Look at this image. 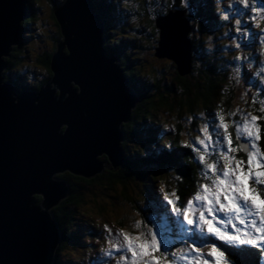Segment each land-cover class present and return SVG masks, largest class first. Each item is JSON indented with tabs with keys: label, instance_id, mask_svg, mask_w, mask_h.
I'll return each mask as SVG.
<instances>
[{
	"label": "water",
	"instance_id": "water-1",
	"mask_svg": "<svg viewBox=\"0 0 264 264\" xmlns=\"http://www.w3.org/2000/svg\"><path fill=\"white\" fill-rule=\"evenodd\" d=\"M29 2L0 0V264L54 263L61 236L51 209L70 192L56 174L92 179L118 170L125 161L122 127L140 102L119 57L107 55L104 22L92 0H65L55 9L63 39L46 84L18 92L4 81ZM156 26L155 55L188 75L193 54L187 10L157 16Z\"/></svg>",
	"mask_w": 264,
	"mask_h": 264
},
{
	"label": "rangeland",
	"instance_id": "rangeland-1",
	"mask_svg": "<svg viewBox=\"0 0 264 264\" xmlns=\"http://www.w3.org/2000/svg\"><path fill=\"white\" fill-rule=\"evenodd\" d=\"M37 1V21L32 26L28 25L29 28L24 31V33H28L25 37L23 36V41L24 39L25 41L20 44L21 47L24 45L22 51L26 53L23 65L16 71V75L10 74L11 81L15 80V82H19V85L22 86L27 84L32 86L37 81L49 76L47 66L45 70V66L39 63V59H41L42 55L52 53L56 49V43L61 39L59 38L61 36V29L53 14V6L55 3V7L58 8L65 0ZM151 1H149L148 5H152L153 14L158 10L159 12L162 11L167 3V0ZM116 3L125 9L124 14L122 12V19L116 22V25H112L111 40L114 42V38L125 35L126 37L123 39L128 44L124 46L126 49L124 52L131 54L129 64L135 71L141 73V75H145L152 68H156L160 70L162 78H167L168 82L170 81V83L175 84L174 80L176 76L174 74L175 69L172 67L173 61L169 58L157 57L155 55L157 40L151 41L147 39L149 36L148 26H144L143 28L136 26L140 25L136 19H133L136 16V1L118 0ZM213 4L216 5V0H213ZM219 8L220 12L227 10L230 13L229 18L225 20L223 29L219 31L217 27H213L203 32L195 31L194 33V37L199 39L203 52L208 53L212 59L220 63V70L225 72L227 75L226 81L231 84L233 92L236 94L231 109L228 112L219 111L221 114H225L222 115L225 116L226 122L241 121L245 114L251 113L261 117L257 121L260 125V122L264 118V111L261 110L264 109V84L260 81V76H264V72L259 71L261 67H264V57H262L261 50V37H264V20H260L259 27L255 26L254 20L250 18L253 15L250 10L243 9V6L239 4H235V7L232 4L230 8L227 0H220ZM160 15L158 14V16ZM236 18H239L241 21V24L238 26L234 23ZM122 25L126 26V28L121 32L116 31ZM237 28H239V31H237ZM249 31L251 32L250 36L244 35ZM209 36L211 37L212 44L210 51L206 47L209 42ZM134 39H137L136 41L139 44V47L136 49L133 48L132 44L134 43L132 42ZM237 44L240 45L239 48L236 47ZM238 53L242 56L240 61L235 59ZM198 60L197 64L201 62ZM249 62L252 64L251 69L247 67ZM237 63H239L241 69L239 83L231 78V68L235 67ZM255 73L259 74L254 75ZM140 81L144 82L143 80ZM165 95L172 98L174 93H165ZM216 111L214 109V113ZM201 112L205 113V115L201 116ZM201 112L198 110L196 112L197 116L185 113L181 118H178L175 112H168L166 109L161 108L156 110L152 117L145 120L146 124H141L139 127L147 126L148 134L157 133V135L163 134L162 136L167 137L170 134L173 135L176 126L180 125L181 136L184 142L191 145L190 148L196 152V155L199 157L197 149H200L204 151L207 162H215L219 157V150L215 149V142L219 140L225 149L227 145H223L222 137L219 135L222 129L218 128V121L214 118V115H207L208 113L205 110ZM229 113L233 115H229ZM230 127H234L236 132L234 124L229 123ZM202 128L208 130V137L213 141V143L207 145L206 150L197 140V138H205L206 134L204 131H201ZM228 130L231 133L230 129ZM140 135L144 138L146 137V132L141 130ZM139 148L140 145L137 141L133 140L129 142V149L133 155ZM146 150L147 152L149 151V149ZM150 150L152 149L150 148ZM248 150L253 149L249 148ZM208 155H210V159H208ZM134 156L136 157V155ZM135 157L131 158L134 162L136 160ZM152 158L155 157L152 156ZM100 159L106 161L105 155H101ZM220 164L222 165V161H220ZM241 168L244 170L242 165ZM106 171H110V169ZM141 171L150 172L146 168L141 169ZM64 174L58 173L56 174V178L62 179L61 177ZM209 174L211 173L209 172ZM173 176L174 173L170 171H167V174L162 179L157 178L153 180L154 177L145 176L131 181L128 183V187L121 183L109 186L106 179L94 183L76 182L79 185V195L82 202L72 206L73 222L70 226L69 237L65 239L64 247L58 256L56 254L55 264H116L115 250H112L114 254L111 257L104 256L102 250L108 247L106 240V237L109 236L108 229H111V234L115 235L116 229L118 227H125L128 224L129 218L132 220L141 219L142 223L148 225L153 233L167 239L168 244L173 245L175 249L179 250L188 242V234L182 233L179 228L172 229L173 227L168 224L169 220L166 219L168 213H170L169 215L174 220L177 219L175 227L182 220V217L177 218L176 214L172 212L173 205H170L165 199V195H167L169 199L176 201V195H173V189H175L174 194H176V188L170 183V179H173ZM72 180L75 179L72 178ZM149 190L152 191V194L146 193ZM127 196L132 197V200H128ZM180 205L178 204L177 206ZM166 220L167 223H165ZM105 225L108 227L105 228ZM129 231L135 232V230L131 229ZM220 245L224 248L228 247L227 245H223V243ZM119 254L126 255V250L121 251ZM204 258L212 260V257L208 256L207 253H205ZM128 260H130V257ZM179 264H184V261L180 260Z\"/></svg>",
	"mask_w": 264,
	"mask_h": 264
},
{
	"label": "trees",
	"instance_id": "trees-1",
	"mask_svg": "<svg viewBox=\"0 0 264 264\" xmlns=\"http://www.w3.org/2000/svg\"><path fill=\"white\" fill-rule=\"evenodd\" d=\"M92 1L94 2V6H96L95 9H98L96 12L101 14L102 20L105 23V46L108 50V54H116L120 58L122 67L125 69V74L130 80L129 84L138 94L140 102L132 111V118H130L127 123L123 124L122 127L124 132L122 147L125 161L118 170H105L102 174L92 179L77 177L68 172L62 175L61 178L68 183L70 192L67 198L51 210L53 219H55L61 233V242L56 252L57 256L64 247L66 237H69L70 226L73 222L72 206L78 205L82 202L81 196L79 195V185H77L78 181L94 183L106 179L109 186L121 183L128 187V183L135 181L138 178L140 179L141 177L151 176L154 177L153 180H156L157 178L162 179L164 178V175L167 174V171H170L174 173L173 179H170V183L176 188L179 195V204L182 205L183 202H185L186 199L196 190L198 184L202 182V180L205 181L204 172L206 170L203 165H201L198 155H196L195 151L190 150V144L184 142L183 137L181 136L180 125L176 126L173 135L170 134L167 137L162 136L163 134L161 135L159 131L158 133L160 135H157V133L148 134L147 126H143L142 128L139 126H141V124H146L147 122H145V120L152 117L156 110L161 108L166 109L168 112H175V115L178 118H181L185 113L197 116L196 112L198 110H200V112L205 110L206 113H208L207 115H213L214 109L215 111L218 109L223 112H228L232 107L233 99L236 95L233 92L231 84L226 81L227 75L220 70V63H217L215 59H212L208 53L203 52L199 39L194 37L195 31L203 32L212 29L213 27H217L219 31L223 29L225 20L220 19L217 6L213 4V0H189L192 9L187 8L186 10L187 17L191 20L189 38H191L192 42V69L187 76H180L177 73L176 66L173 62L172 67L175 69L174 74L176 76L174 80L175 84L170 83V81L168 82L167 78H162L160 76V70L156 68H152L145 75H141V73L135 71L129 64L131 54L124 52L126 50L124 46L128 44V42L123 39L126 36L123 35V37L114 38V42L111 40L112 25H116V22L122 19L125 8H122L121 5L116 3L118 0ZM135 1V19L137 23L140 24L136 26H141V28L148 26L149 36L147 39H150L151 41L157 40L158 44L159 29L156 26V18L158 14L167 13L169 9H174L175 7L180 9L179 0H167L164 9L160 12L158 10L154 14L151 9L152 5H148L149 1L152 2L151 0ZM55 5L56 4L54 3V8ZM36 7H38V1L30 0L28 5V15L21 25L22 32L20 43L14 46L10 56L7 58L8 66L4 72V81L13 83L16 90L19 92L24 89L39 90L42 85L46 84L50 78H52L50 62L52 54L56 50L55 48L52 53L42 55L41 59H39V63H42L45 66V70L47 66L49 73L47 78L45 77L43 80L37 81V83L34 85L32 84V86H29L28 84L24 86L19 85V82H15V80L11 81L12 78H10V74H15L23 65L22 63L26 53L22 51L24 45L21 47L20 44L25 41H23L22 38L24 31L29 28L28 25L30 24L29 26H32L37 21ZM124 28H126V26L124 27V25H122V27L116 31L121 32ZM60 37L61 36H59V38ZM136 40L134 39L132 41L134 42L132 44L135 49L139 47L138 41ZM198 59L201 62L197 64ZM140 80H143L144 82H141ZM165 93H174V96L169 98ZM229 129L231 137L235 143L238 142L234 127H230ZM141 130L146 132V137L143 138V136L140 135ZM133 140L137 141L140 145V148L134 153L136 157L129 149V142ZM259 140L264 152V118L260 122ZM165 144L170 145V147L165 148ZM150 148L152 150H150ZM146 149H149V151L147 152ZM145 153L148 155L145 156ZM239 154L244 156L240 147ZM152 156L155 158H152ZM132 157H135V162L131 160ZM106 159L105 156V160ZM143 168H146L150 172L141 171ZM177 176L179 179H176ZM72 178L75 180H72ZM146 193L152 194V191L149 190ZM127 198L130 201L132 200V197L127 196ZM34 200L36 203H39L40 197L36 195ZM166 219L169 220L168 224L175 228L173 217L168 215L166 216ZM167 220L165 223H167ZM55 261L53 264H55ZM238 264H240V261H238Z\"/></svg>",
	"mask_w": 264,
	"mask_h": 264
},
{
	"label": "clouds",
	"instance_id": "clouds-1",
	"mask_svg": "<svg viewBox=\"0 0 264 264\" xmlns=\"http://www.w3.org/2000/svg\"><path fill=\"white\" fill-rule=\"evenodd\" d=\"M188 2L189 0H179V5L181 8L187 9ZM227 2L230 8L235 3L243 6V9L250 10L253 14L250 18L254 20L257 27L260 26V20H264V0H227ZM216 5L217 11L220 12V0H216ZM228 15L226 12H220V19L227 20ZM234 23L238 26L240 19L236 18ZM208 41L206 47L210 51L212 49L210 36ZM236 47L239 48V45L237 44ZM261 50L262 57H264V37H261ZM235 58L240 61V54L238 53ZM247 67L251 69L252 64L249 62ZM259 71L264 72V67H261ZM240 72L239 63L231 68V78L235 79L237 83H239ZM258 74L255 73L254 75ZM260 81L264 84V76H260ZM56 97L59 98L60 96ZM64 98H67V95ZM12 103H18V99L14 98ZM33 104H39V100H34ZM164 147L169 148L170 145L165 144ZM145 155L148 154L145 153ZM257 155L264 156L258 149L255 150V154L248 153V168L243 170L239 163L233 169L227 154H221L219 159L223 160V168L221 169L223 178L216 175L213 162H207L206 157L201 159L200 162L204 165V169L211 171V174L208 171L204 172V179L208 183L200 182L195 194L188 197V204L183 209L177 207L175 213L182 214L185 219L189 220L195 214L198 220V228L205 235L212 234V237L224 242L223 245H227L229 249L243 245L250 249V254L246 256L248 259L251 260L253 256H258L257 264H264V198L260 195L264 192V188L258 189L256 187L257 184L264 185V163L257 159ZM249 174L255 178L252 186L248 184ZM176 179L179 177L177 176ZM174 193L175 189H173ZM167 197L165 195V199ZM193 200L196 201L195 205L192 203ZM205 212L207 216H205ZM107 227L105 225V228ZM129 229L135 230V232L133 233ZM108 231L107 245L112 248H137L143 252L145 242L150 237L152 242H155L151 228L143 224L139 218L135 220L129 218L128 224L125 227H118L115 235L111 234V229ZM211 245L212 243H204L203 246L205 249H210L207 254L212 257V264H238V261L242 259L241 256L226 254V252L211 247ZM254 249L258 250V253L253 252ZM116 264H138V260L130 258V260L125 261L123 254H121L116 260Z\"/></svg>",
	"mask_w": 264,
	"mask_h": 264
},
{
	"label": "snow or ice",
	"instance_id": "snow-or-ice-1",
	"mask_svg": "<svg viewBox=\"0 0 264 264\" xmlns=\"http://www.w3.org/2000/svg\"><path fill=\"white\" fill-rule=\"evenodd\" d=\"M233 7H235V4H233ZM188 8H191L190 3L188 2ZM226 13L230 15V13L225 10ZM228 15V18H229ZM241 24V21L239 25ZM247 36L251 35V32H247V34H244ZM240 46V45H239ZM236 59V58H235ZM240 59H242V56H240ZM264 111V109H261ZM201 116H204L205 113H200ZM214 118L218 121V128L222 129V132L219 133V135L222 137L223 145H227V148L225 149L221 142L217 140L215 142V149L219 150V157L221 154H227V156L231 160V167L235 169L237 167V163H239L241 167V161L239 159H236L231 155L232 152L236 151V148L232 147V140L230 138L229 133V123L234 124L236 128V134L238 139L241 141L240 147L247 150L248 148H251L253 150L247 151V161H248V153L251 152L252 154H255V150L258 149V146L256 143L249 144L248 141H259L260 139V125L257 123L258 120L261 119V117H258L256 115H253L251 113H247L242 117L241 121H225V116L221 114L219 110H217L214 114ZM229 115H233L232 113H229ZM201 131L205 132V138L199 139L198 143L202 146H204V149H207V145L209 143H213V141L208 137V130L206 128H202ZM187 143V142H185ZM235 149V151H232ZM199 153V161L205 157L204 151H201L200 149H197ZM264 154V152H260ZM218 159L213 162L215 164V170L216 175L221 176L223 178V173L221 169L223 168V160ZM259 155H257V159L259 160ZM220 161H222V165L220 164ZM201 163V162H200ZM248 164V163H247ZM201 165H203L201 163ZM219 165V166H218ZM204 167V165H203ZM206 171L210 172V170L205 169ZM234 179V177H233ZM255 178L249 174L248 184L249 186H252V183H250V180H254ZM261 185V184H258ZM196 190L190 195H194ZM175 195V194H173ZM262 198H264V192L260 193ZM170 205H173L172 212L175 213V209L178 207L180 209H183L186 204H188V198L185 202H183L182 205L177 206L179 204V198L177 197L176 201H173L167 197L166 199ZM192 203L195 205L196 201L193 200ZM176 214V213H175ZM177 218L182 217V220L179 221L177 227L182 233H187V241L179 250L175 249L173 245L168 244L167 239L161 238L158 234L153 233L154 237V243L152 242V238L150 237L145 242V248L143 252H140L137 248H112L107 247L102 250L103 255L106 257L113 256V251L115 250L116 259H118L121 255L119 254L121 251L126 250V255H123V258L125 261H128L129 257L134 258L138 260V264H179L180 260L184 261V264H197V261H199V264H212V260L205 259V253L210 251V249H205L204 240L202 238H207L208 236H212V234L205 235L203 231H200L198 228V220L197 216L194 214L192 215L191 219H185L182 214H176ZM205 216H207V213L205 212ZM215 223V222H214ZM231 231V229H229ZM222 242V241H221ZM224 243V242H223ZM211 247H215L220 251L229 252L233 255L237 256H247L250 254V249L246 248L245 246L241 245L237 248H231V249H224L221 250L222 246H218L216 243H212ZM210 256L209 254H207ZM211 257V256H210Z\"/></svg>",
	"mask_w": 264,
	"mask_h": 264
},
{
	"label": "flooded vegetation",
	"instance_id": "flooded-vegetation-1",
	"mask_svg": "<svg viewBox=\"0 0 264 264\" xmlns=\"http://www.w3.org/2000/svg\"><path fill=\"white\" fill-rule=\"evenodd\" d=\"M230 138H231V140H232V147H234V148H236V151L235 152H232L231 153V155L233 156V157H235L236 159H239L242 163H241V165L243 166V168H244V170H247V168H248V164H247V154H244V156H241L240 154H239V146H238V142H236L235 143V141L233 140V138L231 137V133H230ZM251 143H256L257 144V146H258V148H259V152H263V149H262V146L260 145V140L259 141H250V144ZM190 150L192 151V149L190 148ZM208 159H210V155H208ZM259 160L261 161V163H264V156H259ZM75 176V175H74ZM77 177H79V176H77ZM82 178V177H81ZM85 179V178H84ZM202 182L203 183H206L207 182V180H205V181H203L202 180ZM253 180L250 182V183H252L253 184ZM256 187L258 188V189H260V188H264V185H256ZM176 199H177V197L179 198V195H178V193H177V191H176ZM37 196H39V195H37ZM40 197V200H41V196H39ZM40 202V201H39ZM253 251V250H252ZM258 251V250H257ZM254 252V251H253ZM257 259H258V256H253L252 257V259L251 260H246V259H244L243 257H242V259L241 260H239L240 261V264H257Z\"/></svg>",
	"mask_w": 264,
	"mask_h": 264
},
{
	"label": "bare ground",
	"instance_id": "bare-ground-1",
	"mask_svg": "<svg viewBox=\"0 0 264 264\" xmlns=\"http://www.w3.org/2000/svg\"><path fill=\"white\" fill-rule=\"evenodd\" d=\"M177 5V4H176ZM96 7V6H95ZM55 9H56V7L54 8V11H55ZM192 9V8H191ZM96 10H98V9H96ZM110 14V13H109ZM114 15V14H113ZM109 16V15H108ZM110 17V16H109ZM114 17H116V16H114ZM105 27V26H104ZM22 28V27H21ZM28 33V32H27ZM26 32L24 33V37H25V35L27 34ZM28 36V35H27ZM23 39V38H22ZM191 39V38H190ZM124 57V56H123ZM120 59V58H119ZM122 64V63H121ZM26 78V77H25ZM132 118V117H131ZM63 201V200H62ZM53 209V208H52ZM55 214V213H54ZM170 213H168V215H169ZM163 216V215H162ZM170 216V215H169ZM172 217V216H171ZM66 234H68V233H66ZM68 236V235H67ZM67 238V237H66ZM60 245V244H59Z\"/></svg>",
	"mask_w": 264,
	"mask_h": 264
}]
</instances>
